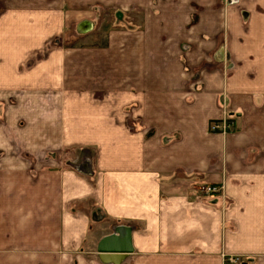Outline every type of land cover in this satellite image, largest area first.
<instances>
[{"label":"crops","instance_id":"crops-1","mask_svg":"<svg viewBox=\"0 0 264 264\" xmlns=\"http://www.w3.org/2000/svg\"><path fill=\"white\" fill-rule=\"evenodd\" d=\"M0 264H264V0H0Z\"/></svg>","mask_w":264,"mask_h":264},{"label":"water","instance_id":"water-1","mask_svg":"<svg viewBox=\"0 0 264 264\" xmlns=\"http://www.w3.org/2000/svg\"><path fill=\"white\" fill-rule=\"evenodd\" d=\"M118 234L113 233L111 235L106 236L103 238L99 244V251L100 252H121V253H128L131 251V239L129 235V228L126 226L120 227L118 230ZM126 255L118 256L117 258L112 257L119 261L125 258ZM101 258L105 261H110L107 259V256L101 255ZM118 261V262H119Z\"/></svg>","mask_w":264,"mask_h":264},{"label":"built area","instance_id":"built-area-1","mask_svg":"<svg viewBox=\"0 0 264 264\" xmlns=\"http://www.w3.org/2000/svg\"><path fill=\"white\" fill-rule=\"evenodd\" d=\"M233 126L234 124L232 119L229 117V115H227V113H225L223 118H221L220 120H214L210 123L209 130L226 134L229 130L233 129ZM216 189L217 188L215 186L209 185L202 187V191L205 193H213ZM228 260L230 262H235L238 260V258L229 257Z\"/></svg>","mask_w":264,"mask_h":264},{"label":"rangeland","instance_id":"rangeland-1","mask_svg":"<svg viewBox=\"0 0 264 264\" xmlns=\"http://www.w3.org/2000/svg\"><path fill=\"white\" fill-rule=\"evenodd\" d=\"M197 10H198V13L197 14H201V13H203L205 11V10H202V9H196V11ZM100 11H101V13L100 14L98 13L97 20L99 18H102V20H104L105 23H101V22L97 23L98 25H96V28L94 27L95 28V31H99L100 29L103 31L104 29H106L107 27H109L110 24H109V21H107V20L110 19V17L114 15V10H112V9H102ZM213 12L214 13H220L221 11L218 10V9H214ZM122 16H124V14H122ZM77 27H79V26H77ZM82 27H83V25L81 26V29L82 30H85L86 29V31H88V29L90 28V25L85 26V29H84V27L83 28ZM200 190L202 191V188H200ZM217 192H219V189L218 188L213 193H205V192L204 193L205 194H214V193H217ZM234 258H236V257H234Z\"/></svg>","mask_w":264,"mask_h":264}]
</instances>
